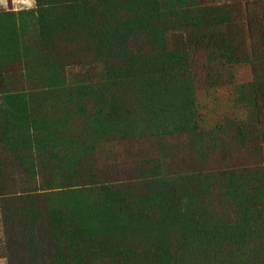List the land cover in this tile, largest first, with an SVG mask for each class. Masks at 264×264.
<instances>
[{
    "label": "trees",
    "instance_id": "16d2710c",
    "mask_svg": "<svg viewBox=\"0 0 264 264\" xmlns=\"http://www.w3.org/2000/svg\"><path fill=\"white\" fill-rule=\"evenodd\" d=\"M0 259L264 264V0H6Z\"/></svg>",
    "mask_w": 264,
    "mask_h": 264
},
{
    "label": "rangeland",
    "instance_id": "374dc122",
    "mask_svg": "<svg viewBox=\"0 0 264 264\" xmlns=\"http://www.w3.org/2000/svg\"><path fill=\"white\" fill-rule=\"evenodd\" d=\"M14 10H21L33 6L32 0H11ZM5 8L6 0L0 3ZM235 82L242 83L251 79V71L248 66H238L234 69ZM233 94L230 89L223 87L214 91H206L201 89L198 92V103L201 107V115L203 117V127L211 128L224 116H230L242 119L243 112L240 107H235L232 103ZM109 148L108 150H110ZM118 152L115 148L111 149ZM0 264H6L4 259H0Z\"/></svg>",
    "mask_w": 264,
    "mask_h": 264
},
{
    "label": "clouds",
    "instance_id": "9594fccd",
    "mask_svg": "<svg viewBox=\"0 0 264 264\" xmlns=\"http://www.w3.org/2000/svg\"><path fill=\"white\" fill-rule=\"evenodd\" d=\"M4 0H0V3H3ZM33 4H35V0H32Z\"/></svg>",
    "mask_w": 264,
    "mask_h": 264
}]
</instances>
